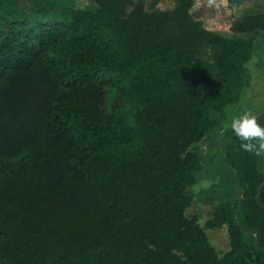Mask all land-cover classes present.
I'll list each match as a JSON object with an SVG mask.
<instances>
[{
  "label": "trees",
  "instance_id": "16d2710c",
  "mask_svg": "<svg viewBox=\"0 0 264 264\" xmlns=\"http://www.w3.org/2000/svg\"><path fill=\"white\" fill-rule=\"evenodd\" d=\"M174 1L0 0V264H264L261 153L230 126L231 177L202 226L185 213L264 0L230 35Z\"/></svg>",
  "mask_w": 264,
  "mask_h": 264
},
{
  "label": "rangeland",
  "instance_id": "374dc122",
  "mask_svg": "<svg viewBox=\"0 0 264 264\" xmlns=\"http://www.w3.org/2000/svg\"><path fill=\"white\" fill-rule=\"evenodd\" d=\"M260 1L262 0H243L237 3L235 0H194L191 13L205 27L230 35L233 21L253 12ZM77 3L85 6L89 2L77 0ZM174 5V0H158L155 8L169 9ZM246 65L248 82L243 86L239 100L225 108V118L218 130L192 146L201 157L203 168L198 174L197 182L189 189L191 203L185 213L189 217L195 216L201 226L221 195L223 183L231 177L222 154L223 129L230 126L231 117L241 111H251L258 123L264 125V37H257L253 55ZM260 170L264 173V151L261 152ZM204 231L220 255L228 250L229 240L225 226L204 228Z\"/></svg>",
  "mask_w": 264,
  "mask_h": 264
},
{
  "label": "clouds",
  "instance_id": "9594fccd",
  "mask_svg": "<svg viewBox=\"0 0 264 264\" xmlns=\"http://www.w3.org/2000/svg\"><path fill=\"white\" fill-rule=\"evenodd\" d=\"M230 127L241 141L240 147L259 155L264 151V125L251 111H241L231 117Z\"/></svg>",
  "mask_w": 264,
  "mask_h": 264
},
{
  "label": "crops",
  "instance_id": "0c3cea01",
  "mask_svg": "<svg viewBox=\"0 0 264 264\" xmlns=\"http://www.w3.org/2000/svg\"><path fill=\"white\" fill-rule=\"evenodd\" d=\"M221 32V31H220Z\"/></svg>",
  "mask_w": 264,
  "mask_h": 264
}]
</instances>
